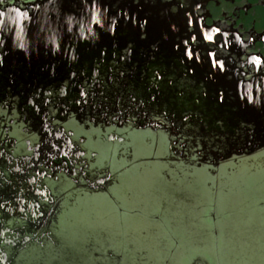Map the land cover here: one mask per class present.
<instances>
[{
    "label": "flooded vegetation",
    "instance_id": "1",
    "mask_svg": "<svg viewBox=\"0 0 264 264\" xmlns=\"http://www.w3.org/2000/svg\"><path fill=\"white\" fill-rule=\"evenodd\" d=\"M261 90L264 0H0L1 225L23 224L35 210L55 216L19 190L32 180L54 198L50 184L74 174L78 155L90 162L93 138L127 145L132 136L154 142L160 134L168 151L167 137L199 130L207 106ZM110 104L128 108L115 109L120 125L105 121ZM87 167L90 179L114 176ZM38 242L52 241L44 235Z\"/></svg>",
    "mask_w": 264,
    "mask_h": 264
},
{
    "label": "water",
    "instance_id": "2",
    "mask_svg": "<svg viewBox=\"0 0 264 264\" xmlns=\"http://www.w3.org/2000/svg\"><path fill=\"white\" fill-rule=\"evenodd\" d=\"M250 96L207 106L202 124L204 133L249 139L204 165L222 164L218 173L239 169L232 177L195 197L157 154L105 183L83 206L66 209L70 219L58 232L48 230L52 242L0 248V264H264V92ZM213 111L219 119L209 116ZM221 119L227 129L217 131ZM232 157H240L238 165ZM204 172L213 185L219 179Z\"/></svg>",
    "mask_w": 264,
    "mask_h": 264
},
{
    "label": "rangeland",
    "instance_id": "3",
    "mask_svg": "<svg viewBox=\"0 0 264 264\" xmlns=\"http://www.w3.org/2000/svg\"><path fill=\"white\" fill-rule=\"evenodd\" d=\"M103 107L113 111L112 114H110L111 119L105 118V121L115 122L117 125L121 124V119H119L120 114H115L114 112L116 110L123 112L128 109L126 107L118 109L119 106L116 109V105L111 104L105 105ZM133 112L134 111H130L131 115L135 117ZM180 125L182 129L186 128L185 125ZM203 128V125L199 126V130L195 131L194 129L191 130L190 128H186L185 132L183 131L186 136L184 135L181 139H175L172 136H168L167 139L171 141L168 151L165 137L164 135L162 136L160 134H157L158 140L154 142L151 137L148 136L138 135L134 138H132V136L131 139H129V144L127 145H118L115 143H111V145L103 144L99 143L97 140L95 141V138H93L91 142L97 149V152L93 150V156L89 159L90 162H87V160H84L82 156L79 157L78 155V158H75L76 164L73 167L75 169L74 174H69L66 179L59 178V180H56L54 183L50 184L51 188L54 187V198L51 199L44 192L41 193L38 191L32 180L27 181V184L24 187L22 186L23 190L27 189L26 191L19 190L21 192L28 193L29 196L35 199H42L44 203L39 201V204H45V209L47 211H50L54 208L56 215L52 217V220L51 217H48L44 214L42 215L40 212L35 210L33 216H28L27 220L23 221V224H18L16 226V229H20L19 231L10 232L9 229L13 230L14 228H9V226L4 227L1 225L0 216V242L4 241L7 244H11L18 241H24L25 238L28 237L41 240L44 235H48L49 229H56V232H58L61 229L59 226L60 222H67L70 219L69 215L71 213L66 209L73 210L75 208H79L81 205L83 206L96 193H93L94 186L99 187L100 189L105 183L129 171L130 169L136 167L137 165L145 162L157 154L162 156V158L168 163V165L179 176V178L195 195V197L222 183L223 181L229 179L230 176L232 177L233 171L240 170L232 169L231 171L227 169L226 171H223L225 173L220 172V174L218 173L217 168L221 167L222 164H220L217 168L211 166L205 167L204 165L209 164L210 162L215 164L217 162L216 159L220 157V155L233 152L234 149H236L235 144H246L244 147H247L249 139L241 134L242 132H236L231 136H226L225 138L216 136L214 132L209 131L211 129L206 130V132L209 133L201 132ZM113 133L115 132H112V134ZM95 134V130L91 131L92 136H95ZM48 144L50 145L48 147L52 148L51 143L48 142ZM52 145L59 147V145L56 143H52ZM80 150L82 151V149ZM45 151L46 150L40 149L38 153L45 154ZM65 152L71 154L73 151L67 147L65 148ZM96 153L98 154L97 156ZM232 160H234V164L238 165L240 157H232L229 161ZM247 160L251 161L250 158H247ZM34 163L38 164L41 162ZM86 163H88L90 171L95 175L99 172L101 173L105 171L104 169L107 168L113 172L114 176L110 175L109 177L108 175L104 174L103 176H96L95 180L90 179L89 173H87L88 171H86L84 168ZM23 164L26 165V162H23ZM8 166L10 167L9 170L12 172L15 171L16 168L13 169L11 165ZM47 166L48 165L45 164V167ZM205 169L208 173H213L210 177L216 176L219 178L216 179L214 185L211 179H204V177H206L204 172ZM72 172L73 170H69V173ZM20 175L23 176V174ZM18 177L19 176L16 174V180H20ZM3 190H5V188H3ZM6 193L11 194V192ZM11 198H15V196H12ZM6 206L7 204L2 203L0 206V211L6 210ZM45 244L46 243H44L43 246ZM0 259H2L1 256Z\"/></svg>",
    "mask_w": 264,
    "mask_h": 264
}]
</instances>
